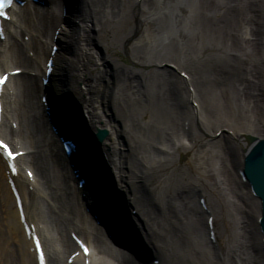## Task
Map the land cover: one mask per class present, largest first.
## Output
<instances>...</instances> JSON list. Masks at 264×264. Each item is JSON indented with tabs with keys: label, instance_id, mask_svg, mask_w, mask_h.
<instances>
[{
	"label": "bare ground",
	"instance_id": "obj_1",
	"mask_svg": "<svg viewBox=\"0 0 264 264\" xmlns=\"http://www.w3.org/2000/svg\"><path fill=\"white\" fill-rule=\"evenodd\" d=\"M74 2L82 5L86 22L106 18V23H116L114 30L105 23V37L122 49L125 59L112 56L108 64L104 60L108 55L100 56L101 52L91 46V30L87 27L85 41L90 52L78 49L70 56L58 91L65 92L69 106L82 102V110L75 111L90 141L95 139V126L110 129L98 154L111 166L108 173L120 188L119 198L133 194L141 209L139 216L147 224L149 235L144 233V224L137 216H129V220L139 221L137 227L141 226L144 234L142 245L151 250L156 245L164 264H248L255 256L252 251H256L252 243L257 234L251 216L258 204L241 188L234 168L243 152L264 137V0H142L140 7L147 6L150 14H140L135 0H124L122 16L118 14L119 0ZM23 19L36 32L46 30L44 16L38 26ZM9 50V61L23 63L24 57L14 42L9 44ZM171 56L189 57L188 68L194 76L197 95L189 89L190 80L186 87L168 66L155 68L150 63L155 58L163 61ZM14 80L20 91L13 109L22 125L35 133L39 87L21 77ZM92 82L96 83L94 87ZM113 90L119 95L116 101ZM196 96L201 102L197 112L179 104L180 100H196ZM216 131L220 133L215 135ZM40 141L36 137L32 142L38 145ZM175 143L179 145L178 153L184 156L182 169L170 153ZM39 156L33 158L38 160ZM161 164L164 172L153 185L147 180L136 181L138 173H152ZM198 189L210 196L209 207L220 219L218 233L224 262L208 237ZM69 193L70 197L65 192L69 199L66 202L77 224L84 218L83 202L77 201L75 190ZM34 196L29 197L33 202L31 212L44 217L47 245L56 253L53 264H59L66 248L57 245L48 216L51 212L46 213ZM245 199L249 203L245 204ZM1 202L0 264H33L21 248L7 194ZM60 235L67 241L62 231ZM100 238L101 235L95 238L91 264H114ZM120 259V264H128L122 256Z\"/></svg>",
	"mask_w": 264,
	"mask_h": 264
},
{
	"label": "water",
	"instance_id": "obj_2",
	"mask_svg": "<svg viewBox=\"0 0 264 264\" xmlns=\"http://www.w3.org/2000/svg\"><path fill=\"white\" fill-rule=\"evenodd\" d=\"M72 114H71V125L74 131V134L77 136L79 142L89 148L86 150L89 158L92 159V165L94 166L95 170L103 177H106V172L101 169V162L98 159L97 151H96V142L94 140L90 141L87 136V129L85 125L82 123L79 114L75 111V108L72 107ZM251 139V137H248Z\"/></svg>",
	"mask_w": 264,
	"mask_h": 264
},
{
	"label": "snow or ice",
	"instance_id": "obj_3",
	"mask_svg": "<svg viewBox=\"0 0 264 264\" xmlns=\"http://www.w3.org/2000/svg\"><path fill=\"white\" fill-rule=\"evenodd\" d=\"M13 3V0H0V15H3L5 17L8 16V12L6 11L7 8H9ZM21 71V69L16 68L14 69V71L12 73H9L7 71H5L3 74H0V88H2L3 86H5L6 82L8 81V78L10 75H13L15 73H19ZM186 75V74H185ZM0 147H3L6 151L9 157H14L16 155H21L22 153H14L11 148L9 147V145L7 143H5L3 140H0ZM13 170L15 171V165H13ZM29 175H32L31 171H29L28 173ZM35 244H36V248L39 251V260H40V264H46L45 261V254L44 251L41 247V242L39 237L35 238ZM84 251L87 252L88 249L85 246Z\"/></svg>",
	"mask_w": 264,
	"mask_h": 264
},
{
	"label": "rangeland",
	"instance_id": "obj_4",
	"mask_svg": "<svg viewBox=\"0 0 264 264\" xmlns=\"http://www.w3.org/2000/svg\"><path fill=\"white\" fill-rule=\"evenodd\" d=\"M125 22H126V18H125V20H124L123 22L121 21L119 27H122V24L125 23ZM115 25H116V23L109 24V28H111L112 30H114V29H113V26H115ZM123 25H124V24H123ZM104 30H105V29H103V31L101 32V36L103 37L104 40L107 41V38L105 37V32H104ZM108 38H109V41H111V39H110L109 36H108ZM107 43H108V51H107V52H108L109 54H111L112 56H116L118 59H121V60L125 59L124 52L122 51V49H121L116 43H111V42H108V41H107ZM172 159H173V160H176V161L179 163V165H181V166L179 167V169H182V168H183V164H182L183 162L180 160V158H179L178 156L173 155V156H172ZM163 172H164V169L162 168V165H161V166L157 167V168L151 173V176L149 177L150 179L148 180L150 186L153 185V184L157 181V179L161 176V174H162ZM207 201H208L209 203L212 204L209 195H208V197H207ZM216 223H217V227H218V229H220V227H221V223H220V219H219V217H217V215H216Z\"/></svg>",
	"mask_w": 264,
	"mask_h": 264
}]
</instances>
